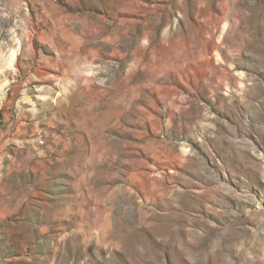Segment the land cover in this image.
Returning <instances> with one entry per match:
<instances>
[{
	"label": "rangeland",
	"instance_id": "1",
	"mask_svg": "<svg viewBox=\"0 0 264 264\" xmlns=\"http://www.w3.org/2000/svg\"><path fill=\"white\" fill-rule=\"evenodd\" d=\"M0 264H264V0H0Z\"/></svg>",
	"mask_w": 264,
	"mask_h": 264
}]
</instances>
